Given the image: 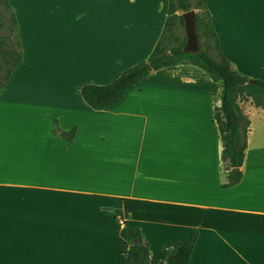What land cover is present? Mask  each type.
I'll return each instance as SVG.
<instances>
[{"label":"crops","instance_id":"crops-1","mask_svg":"<svg viewBox=\"0 0 264 264\" xmlns=\"http://www.w3.org/2000/svg\"><path fill=\"white\" fill-rule=\"evenodd\" d=\"M9 1L22 62L0 90V264H126L123 228L140 231L148 264L165 263L195 229L190 264H264V145L252 140L264 109L244 99L242 178L224 187L219 84L201 69L153 71L101 111L79 94L149 57L168 0ZM206 5L232 68L264 80V0ZM31 30L45 35L35 49L62 56V74L19 87L14 77L37 44ZM55 128H75L73 139Z\"/></svg>","mask_w":264,"mask_h":264},{"label":"trees","instance_id":"trees-1","mask_svg":"<svg viewBox=\"0 0 264 264\" xmlns=\"http://www.w3.org/2000/svg\"><path fill=\"white\" fill-rule=\"evenodd\" d=\"M168 0L167 19L160 39L155 45L149 57L142 62L123 71L120 76L105 85H83L79 94L84 103L93 110L101 111L118 103L125 92L137 83L148 77L153 71L177 65H192L204 71L213 82L219 84V106L214 110V120L217 124L222 142L221 160L227 164V183L224 187H231L240 182L242 172L235 169L241 168L244 153L247 147L246 133L249 122L240 113L238 98L244 97L257 108L264 109V80L249 78L231 66V63L223 56L217 33L213 26V19L207 10L206 0ZM8 4V2H6ZM197 9L196 29L199 40L201 38L214 39V48L217 51V59L211 57L208 51L200 47L198 53L184 52L185 38L175 41L170 47L168 41L172 35V28L177 21L183 26L182 14ZM202 13H201V12ZM180 12V15L176 13ZM18 29L17 23H15ZM8 59V58H7ZM5 59L7 67L0 66V90L6 87L13 71L22 62V52L18 53L13 60ZM251 80V82H249ZM54 135L61 137L67 142L71 141L75 134V128L64 132L57 128ZM120 236L129 245V255L126 264H148L149 249L143 241L138 229L123 228ZM198 239V230H192L184 239L171 244V253L165 263L160 264H190L191 255ZM139 240L138 245H133Z\"/></svg>","mask_w":264,"mask_h":264},{"label":"rangeland","instance_id":"rangeland-1","mask_svg":"<svg viewBox=\"0 0 264 264\" xmlns=\"http://www.w3.org/2000/svg\"><path fill=\"white\" fill-rule=\"evenodd\" d=\"M6 2H8V4H6ZM9 2V0H0V66H2L3 68L7 67L5 64V59L8 58L7 60L11 61L14 57H16L18 53L21 52V45L19 43L18 38V30L15 26L17 20ZM14 2H36L35 4H37V6L41 8L45 4V2H61V0H16ZM116 2H124V0H116ZM195 2L196 0L191 1L193 5ZM194 10L196 12L199 11L197 9ZM177 13L180 15V12ZM35 24L37 25L36 28H39V25L42 28L44 22H36ZM31 32L38 36L37 38L34 37V39H36L35 41L37 44H34V48H32L29 55L27 56L29 65H25L19 71L18 75L14 77V82H17V85L21 83V86L19 85V87L25 85L24 83H26L25 86L27 87L29 85L35 86L36 84L34 82L39 81L40 79H49V77H56L62 74L61 70L63 65L60 61L61 59L63 60V58L62 56H60L58 51H55V53L53 55H50V58H48L47 55H44L42 53V49H35L39 47V42L37 39L40 40V45H43V41L45 40L43 30H31ZM183 38H185L184 27L176 21L174 27L172 28V35L169 38L168 46L170 47L173 43H175V41H181ZM199 43L202 50L208 51L212 58L217 59L218 55L216 49L214 48V39H207L203 37L199 40ZM67 66L68 64L64 62V67ZM17 95L30 97L29 94ZM244 99V97H239L237 102L241 114L243 113V111L249 108V105L246 104ZM18 105L19 104H17V106ZM22 107L26 110L29 108L28 106ZM11 112L12 110L10 107L5 109L4 111L5 117L8 118L7 121L10 122L12 121L11 119H13L11 116ZM253 131V143L258 145H264V121L261 123H257L256 126L253 125Z\"/></svg>","mask_w":264,"mask_h":264},{"label":"water","instance_id":"water-1","mask_svg":"<svg viewBox=\"0 0 264 264\" xmlns=\"http://www.w3.org/2000/svg\"><path fill=\"white\" fill-rule=\"evenodd\" d=\"M182 17L185 32V45L183 47V51L189 53H198L200 48L196 29V11L190 10L182 14ZM249 82H251V80H249ZM235 171H238V169L236 168ZM139 243V240H135L133 245H138Z\"/></svg>","mask_w":264,"mask_h":264}]
</instances>
